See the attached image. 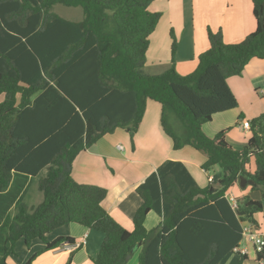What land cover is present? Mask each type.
I'll use <instances>...</instances> for the list:
<instances>
[{
    "label": "trees",
    "instance_id": "trees-1",
    "mask_svg": "<svg viewBox=\"0 0 264 264\" xmlns=\"http://www.w3.org/2000/svg\"><path fill=\"white\" fill-rule=\"evenodd\" d=\"M154 1L0 0V198L7 197L0 203V264H8L21 242L46 244L27 264L74 243L71 237L49 241L68 224L103 234L99 250L89 255L93 264H127L139 247V264H223L231 255L237 264L248 260L234 249L243 226L259 225L256 215L264 213V113L248 122L252 136L242 150L227 141L230 129L208 137L203 126L238 107L227 80L242 76L253 59L264 61V0H252L256 30L244 41L226 44L221 32L209 30L210 48L185 76L174 65L160 75L144 71L162 18L150 10ZM57 5L80 8L83 20L60 17ZM148 101L162 106L161 126L173 149L203 153L202 169L218 166L221 176L202 188L183 163L166 161L138 187L143 203L129 231L104 207L105 188L73 179V164L117 129H125L134 146ZM46 168L39 183L43 202L30 211L23 197L9 192L13 178L36 177ZM241 177L252 180L251 190L262 198L245 195L235 210L226 195L234 187L244 190ZM151 212L162 221L149 231ZM254 252L264 262V251Z\"/></svg>",
    "mask_w": 264,
    "mask_h": 264
},
{
    "label": "crops",
    "instance_id": "crops-1",
    "mask_svg": "<svg viewBox=\"0 0 264 264\" xmlns=\"http://www.w3.org/2000/svg\"><path fill=\"white\" fill-rule=\"evenodd\" d=\"M150 10L162 14L156 31L150 37L144 68L145 73L152 76L164 73L173 65L183 76L193 73L198 67L199 56L210 48L209 30L214 33L221 32L226 44H238L256 30L252 0H155ZM64 19L72 22L83 20ZM172 33L177 42L174 64ZM227 83L238 101V107L216 114L211 122L203 126V132L208 137H215L218 133L230 129L227 141L234 149L242 150L252 133L243 130L242 125L237 126V123H248L264 113V61L253 59L242 76L231 77ZM4 100L5 95H0V104ZM161 116L162 106L155 101H148L143 121L134 137V146L129 133L125 129H117L113 134L104 136L89 150L81 152L73 164V179L79 184L105 188L108 195L104 207L129 231L134 229L133 217L143 203L137 193L138 187L166 161L183 163L202 188L210 185L209 175H213L216 180L221 176V172L212 173L215 168L208 173L202 169L206 161V155L203 153L192 147L174 150L172 140L162 129ZM119 146L123 150H120ZM47 173V168L36 177L13 173L15 176L9 192L12 196L23 197L24 203L34 209L39 204L30 207L31 200L26 198L29 197L32 186L39 188L40 180L45 178ZM228 193L238 200L245 195L254 200L262 198L261 192L252 191L250 185L243 191L234 187ZM0 199V203L4 205L3 200L7 197L4 194ZM16 213L15 204L9 214L15 216ZM256 219L261 225L264 224V213L256 215ZM161 221L160 215L151 212L145 226L150 231L159 226ZM58 237H71L74 243H67V246L65 243L55 250L44 252L32 261V264H93L89 255L97 252L103 241L101 232L77 224H68L57 229L49 237V241ZM45 247L46 244L41 240L33 241L29 247H25L21 242L17 246V254L9 258L8 264H27L34 254ZM139 253L140 247L132 258L137 256L138 259ZM21 255L23 261L19 262ZM238 261L237 255H231L223 264H237ZM243 264L261 263L256 261L253 250Z\"/></svg>",
    "mask_w": 264,
    "mask_h": 264
},
{
    "label": "built area",
    "instance_id": "built-area-1",
    "mask_svg": "<svg viewBox=\"0 0 264 264\" xmlns=\"http://www.w3.org/2000/svg\"><path fill=\"white\" fill-rule=\"evenodd\" d=\"M264 94V91L262 92ZM243 130L251 131L250 125L245 123L242 125ZM120 150H123L121 146L118 147ZM208 181L210 184H214L216 179L213 175H209ZM226 198L229 200L233 209L239 208V200L234 195L228 193ZM252 244L254 250L258 253H262L264 251V224H246L243 226V240L240 245L234 249V253L239 254L241 256H249L250 251L248 248V244ZM67 246V243L65 244ZM80 247V245H78ZM261 264H264L262 262Z\"/></svg>",
    "mask_w": 264,
    "mask_h": 264
},
{
    "label": "rangeland",
    "instance_id": "rangeland-1",
    "mask_svg": "<svg viewBox=\"0 0 264 264\" xmlns=\"http://www.w3.org/2000/svg\"><path fill=\"white\" fill-rule=\"evenodd\" d=\"M54 9H55V12L57 14H59L60 16H62L64 18H67V19H69V18H71V19H78V18L83 19V11L80 8H68V7H65V6H62V5H58ZM214 170H215V172H212L213 174H215V173L218 174V173L221 172V168L218 167V166H216ZM26 199L27 200H31L30 207L32 205L37 206L38 204H41L43 202V193L39 190L38 186H32V188H30V190H29V197H27ZM38 201H40V202H38ZM32 210L33 209H30V211H32ZM24 246L27 247L26 245H24ZM248 248H249L250 252H253L254 248H253L252 244L249 243L248 244ZM15 257L19 258L20 256H15ZM22 261H23V256L21 255L19 262H22ZM137 261H138V259H137V256H136V257L132 258V260H130L128 262V264H136ZM15 262H17V261H15ZM9 264H14V263L11 262Z\"/></svg>",
    "mask_w": 264,
    "mask_h": 264
},
{
    "label": "water",
    "instance_id": "water-1",
    "mask_svg": "<svg viewBox=\"0 0 264 264\" xmlns=\"http://www.w3.org/2000/svg\"><path fill=\"white\" fill-rule=\"evenodd\" d=\"M254 184V182L252 181V180H248V179H246V178H244V177H241L240 178V186L242 187V188H247L249 185H253ZM137 250V248H135L133 251H132V253L127 257V261H129V260H131V258H132V255L135 253V251Z\"/></svg>",
    "mask_w": 264,
    "mask_h": 264
}]
</instances>
